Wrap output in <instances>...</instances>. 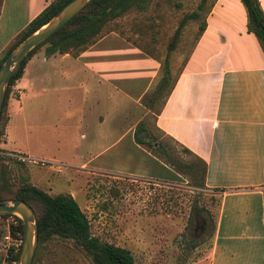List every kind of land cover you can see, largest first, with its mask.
Listing matches in <instances>:
<instances>
[{
  "label": "crops",
  "instance_id": "crops-1",
  "mask_svg": "<svg viewBox=\"0 0 264 264\" xmlns=\"http://www.w3.org/2000/svg\"><path fill=\"white\" fill-rule=\"evenodd\" d=\"M9 1L6 6L0 0V22L4 16L7 27L20 21L0 30V52L51 0H19L20 12L17 0ZM257 2L264 14V0ZM163 62L114 30L77 54L36 51L10 88L0 149L17 150L4 143L24 95L29 109L55 112L46 115L49 126L84 128L77 132L86 143L78 168L154 180L170 176L173 170L162 168L132 138L135 125L152 114L143 97L164 75L162 89L169 91L161 105L158 100L153 125L206 163L204 186L218 195L207 264H264V55L246 29L240 1L212 0L203 30L171 81V62L167 73ZM21 127L26 131V122ZM73 135L63 143H73ZM122 142L130 145L126 154ZM96 144L103 145L96 149ZM115 156L134 165L112 163Z\"/></svg>",
  "mask_w": 264,
  "mask_h": 264
},
{
  "label": "rangeland",
  "instance_id": "rangeland-1",
  "mask_svg": "<svg viewBox=\"0 0 264 264\" xmlns=\"http://www.w3.org/2000/svg\"><path fill=\"white\" fill-rule=\"evenodd\" d=\"M199 2L200 0H150L144 11L130 10L109 22L105 29L114 30L128 38L139 49L157 59L161 65L166 57L172 66L169 75L171 81L198 35V26L204 20L212 0H204L199 17L185 20L175 38L174 31L182 16L196 10ZM9 4L10 1L6 0V6ZM16 7L20 12L19 0ZM19 21L20 18H17L16 22L13 21L7 27L4 16L0 22V30L5 32V28L14 27ZM16 38L17 35L0 54L11 46ZM41 49H44V45L37 51ZM157 78L159 80V75ZM165 91L166 88H163L162 94ZM161 97L162 95L157 98L152 107L153 111L157 109ZM26 102L23 95L21 110L11 114L4 147L17 149L13 151H21L36 162L4 160L9 171L11 187L17 186L21 177H26L29 183L32 182L31 184L49 195L72 192L73 199L88 220L91 234L102 241L127 249L134 264L208 263V250L211 246L218 201L215 192L206 187L192 188L187 175L182 177L180 182H166L80 169L78 165L86 155V143L83 138L78 137L77 132H83L84 128H63L57 125L51 127L47 124L49 122L46 115L55 112L40 108L35 110L33 107L29 109ZM143 120L150 134L146 139L152 142L157 150L139 145L141 148L149 154H155V158L163 160L166 157L162 150L155 147L156 142L161 141L164 142V150L176 160L196 162L194 158L181 154L170 139L155 129L151 113ZM23 122H26V131L21 127ZM113 129L115 131L118 128ZM70 132L74 133L73 143H63L68 139ZM1 138L2 136L0 140ZM100 145L103 144H96V149ZM128 145L126 142L119 144L123 154L130 151ZM24 147L27 150H24ZM112 159V163H120L129 168L134 165L131 159L121 161L120 157L116 156ZM68 161H72L76 167L69 168L66 164ZM15 220L16 225L12 224L9 228L22 235L18 229L21 221L19 217ZM7 224H11L9 217L0 215V238ZM200 226H203L201 230ZM34 253V264H92L88 257L68 240L52 239L40 246L36 243Z\"/></svg>",
  "mask_w": 264,
  "mask_h": 264
},
{
  "label": "trees",
  "instance_id": "trees-1",
  "mask_svg": "<svg viewBox=\"0 0 264 264\" xmlns=\"http://www.w3.org/2000/svg\"><path fill=\"white\" fill-rule=\"evenodd\" d=\"M67 1L69 0H51L48 2L47 5H45L41 11L18 32L17 38L11 46L0 54V64L11 48L46 22ZM149 1L150 0H89L59 29L27 52L17 70L10 77L4 92L0 110V136H2L0 141L2 142L4 140V129L7 121L5 105L10 88L20 79L26 61L39 47L44 45L43 50L45 55L63 53L77 54L91 45L103 33L111 31L110 29H105L109 22L121 17L130 10L144 11ZM239 1L246 13V29L258 38L264 55V14L257 0ZM203 2L204 0H200L196 10L182 16L179 26L174 31L173 38L177 36L179 27H181L185 20L199 17ZM203 27L204 20L198 26V33L203 30ZM125 39L129 41L128 38ZM171 48L172 46L169 47L170 50ZM163 61L164 72L167 73V58L165 57ZM164 80L165 78L163 75L156 83L155 87L142 99L144 106L151 110L153 119L154 115L158 113V109L155 111L152 110L153 102L162 95L160 101L161 105L169 91L167 90L164 94L161 92ZM155 129L164 135L160 130L157 128ZM142 133L143 136H141ZM149 135L143 120L139 121L132 131V138L135 144L144 145L149 149L155 150L156 148H154L152 142L146 139ZM167 138L179 148L181 154L194 158L196 162L176 160L167 150H164V142L157 141L155 147L160 148L162 154L165 155L166 158H163V160L156 159L164 164L162 168H170L174 171V173L170 171V176H158L160 181L180 182L181 178L187 175L190 178V186H192V188L205 187L204 176L206 172V163L187 148L171 138ZM150 155L153 156L155 154L152 153ZM4 160L12 159L0 155V203L20 199L32 208L36 217L38 246L52 239L68 240L76 249L84 253L92 264H134L133 257L127 249L102 241L91 234L86 216L70 194L60 193L49 195L47 192L29 183L26 177H21V182L17 186L11 187L8 176L9 171L7 164L3 162ZM18 229L22 232L21 225L18 226ZM17 255L18 253L10 257L6 264H15ZM34 257L35 253L33 254L30 264H34ZM11 261H14V263H11Z\"/></svg>",
  "mask_w": 264,
  "mask_h": 264
},
{
  "label": "water",
  "instance_id": "water-1",
  "mask_svg": "<svg viewBox=\"0 0 264 264\" xmlns=\"http://www.w3.org/2000/svg\"><path fill=\"white\" fill-rule=\"evenodd\" d=\"M88 1L89 0L67 1L46 22L11 48L0 64V110L8 81L19 67L27 52L59 29ZM9 214L18 216L22 226V243L15 264H30L37 243L35 214L32 208L20 199L0 203V215Z\"/></svg>",
  "mask_w": 264,
  "mask_h": 264
},
{
  "label": "built area",
  "instance_id": "built-area-1",
  "mask_svg": "<svg viewBox=\"0 0 264 264\" xmlns=\"http://www.w3.org/2000/svg\"><path fill=\"white\" fill-rule=\"evenodd\" d=\"M0 155L4 157H8L18 162H29L35 163L36 161L28 158L22 153L14 152V151H2L0 150ZM43 161H40L42 163ZM9 217V221L11 224H7L5 232L1 235L0 238V264H6L7 260L12 257L14 254L18 253L21 243H22V235L18 233V231L12 230L9 228L10 225H16V218L18 216L14 214L6 215ZM15 218V219H14ZM14 263V261H11Z\"/></svg>",
  "mask_w": 264,
  "mask_h": 264
},
{
  "label": "flooded vegetation",
  "instance_id": "flooded-vegetation-1",
  "mask_svg": "<svg viewBox=\"0 0 264 264\" xmlns=\"http://www.w3.org/2000/svg\"><path fill=\"white\" fill-rule=\"evenodd\" d=\"M201 223H204V222L201 221ZM198 227H199V226H198ZM202 228H203V226H200V230H201Z\"/></svg>",
  "mask_w": 264,
  "mask_h": 264
}]
</instances>
